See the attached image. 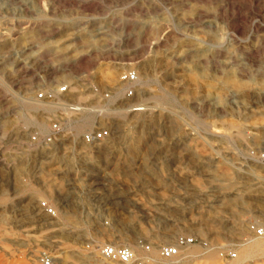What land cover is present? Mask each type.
Listing matches in <instances>:
<instances>
[{"label":"rangeland","instance_id":"1","mask_svg":"<svg viewBox=\"0 0 264 264\" xmlns=\"http://www.w3.org/2000/svg\"><path fill=\"white\" fill-rule=\"evenodd\" d=\"M62 86L79 112L35 100ZM55 121L57 142H31ZM249 223L264 229V0H0V256L106 264L86 245L142 256L195 234L184 264H229Z\"/></svg>","mask_w":264,"mask_h":264},{"label":"built area","instance_id":"2","mask_svg":"<svg viewBox=\"0 0 264 264\" xmlns=\"http://www.w3.org/2000/svg\"><path fill=\"white\" fill-rule=\"evenodd\" d=\"M137 82L136 72L124 73L120 77V83L123 85L131 86ZM68 93V87L62 86L55 91H47L36 95L35 100L37 102H44L55 106L57 109L64 110L68 113L79 112V107L70 105L64 101V96ZM133 91L131 88L126 89L125 97L131 98ZM61 134V128L58 121L52 123L49 129V134L43 138L37 136L31 137V142L40 145H51L58 141ZM111 136L110 129L101 128L97 131L86 133L82 136L83 144L87 146L97 145L103 143ZM41 209L44 215L49 218L56 217V212L53 207L42 203ZM248 233L254 239H260L264 237V229L257 226L254 223H249ZM198 241L192 236L180 235L176 237L175 241L171 245H153L145 241H138V245L143 251L142 256H138L130 247L126 245H111L104 244L98 247L86 245L85 251L89 254H96L102 262L116 263V264H153L151 253L156 249L158 258L164 264H183L186 260L187 248L195 245ZM203 247L207 249V245L203 244ZM220 258H228L231 260L236 259V253L224 254L219 253ZM39 259V264H51L49 257L42 254Z\"/></svg>","mask_w":264,"mask_h":264},{"label":"bare ground","instance_id":"3","mask_svg":"<svg viewBox=\"0 0 264 264\" xmlns=\"http://www.w3.org/2000/svg\"><path fill=\"white\" fill-rule=\"evenodd\" d=\"M141 110H142V108H135L131 112L137 113ZM107 142H108V140L104 141L103 143L97 144V145L98 146L103 145L106 147ZM97 145H91V146L85 145V146L87 149H92L93 146L96 147ZM136 145H137V143H133V146H136ZM192 236L195 237V234H192ZM128 247H130L135 252V247H133L131 245H128ZM237 251H238V255H239L238 259L230 261L229 264H244L247 261H257V260L263 258L264 257V237L260 238V239H253V240H250L248 242L240 244L238 246ZM186 254L188 257L187 261H190V263H191V260H193V258H194L193 255H195L194 246L187 248ZM151 258H152L153 264H164L162 261L159 260L156 249H154L153 252L151 253ZM53 259L54 258H52V260ZM0 264H28V263H25V253L22 255H15L13 253H8V254L6 253L3 256H0ZM101 264H105V263H101ZM106 264H113V263H107L106 262ZM114 264H116V263H114Z\"/></svg>","mask_w":264,"mask_h":264},{"label":"crops","instance_id":"4","mask_svg":"<svg viewBox=\"0 0 264 264\" xmlns=\"http://www.w3.org/2000/svg\"><path fill=\"white\" fill-rule=\"evenodd\" d=\"M186 256H187V255H186ZM187 259H188V257L186 258V260H187ZM186 260H185V261H186ZM185 261H184V263H185ZM184 263H183V264H184Z\"/></svg>","mask_w":264,"mask_h":264}]
</instances>
